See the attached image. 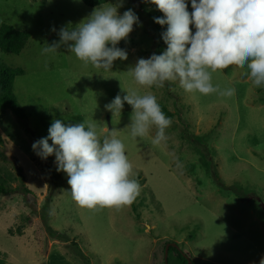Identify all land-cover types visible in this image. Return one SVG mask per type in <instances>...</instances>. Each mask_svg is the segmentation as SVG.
<instances>
[{"label":"rangeland","instance_id":"obj_1","mask_svg":"<svg viewBox=\"0 0 264 264\" xmlns=\"http://www.w3.org/2000/svg\"><path fill=\"white\" fill-rule=\"evenodd\" d=\"M186 3L191 13V0ZM96 7L82 0H0V25L30 33L19 54L0 52V63L23 70L13 92L25 115L20 119L6 110L0 119V182L14 189L0 193V261L164 264V243H170L191 264H259L264 256V86L252 84L246 66L212 73L213 86L235 88L231 97L187 93L178 81L150 89L136 84L129 67L166 50L157 48L147 16L157 8L147 0H123L118 9L120 15L133 9L142 27L133 26L131 41L119 47L128 59L114 61L111 71L84 66L64 47L57 54L42 53L45 43L59 42L52 27L58 32L69 21L75 26ZM191 30L194 34V26ZM129 90L151 91L172 114L166 143L152 144L154 127L143 138L129 135L127 103L120 116L104 109ZM54 119L95 120L102 137L120 130L132 178L141 185L133 204L98 211L76 204L67 175L56 170L55 155L41 160L32 150ZM206 169L216 171L219 185ZM172 262L178 264L175 256L166 264Z\"/></svg>","mask_w":264,"mask_h":264},{"label":"clouds","instance_id":"obj_2","mask_svg":"<svg viewBox=\"0 0 264 264\" xmlns=\"http://www.w3.org/2000/svg\"><path fill=\"white\" fill-rule=\"evenodd\" d=\"M51 2V0H49ZM163 13L154 17L161 27L166 50L149 58H138L127 73L142 88L164 87L165 82H177L187 93L221 97L235 95V88L213 86L212 73L230 66L246 68L247 78L256 87L264 86V0H191L192 12L186 0H147ZM123 0L105 3L75 26L62 25L57 32L59 42L45 43L44 54H57L61 47L72 53L84 66L111 71L114 61H126L127 51L118 47L127 42L133 26L142 24L133 9L124 11ZM194 26L193 34L191 27ZM123 91V90H122ZM125 92V91H124ZM116 97L104 109L120 116L124 104L131 106L129 135L148 136L156 129L153 145L166 143L172 120L167 117L157 97L151 91L129 90ZM100 122L83 121L65 124L54 119L48 135L32 144L41 160L55 155L57 172L68 177L70 194L84 209L98 211L131 205L140 195L141 185L133 176V165L126 155V146L119 138L120 130L112 128L106 136L98 132ZM51 141V145L49 144ZM259 264H264V256Z\"/></svg>","mask_w":264,"mask_h":264},{"label":"trees","instance_id":"obj_3","mask_svg":"<svg viewBox=\"0 0 264 264\" xmlns=\"http://www.w3.org/2000/svg\"><path fill=\"white\" fill-rule=\"evenodd\" d=\"M107 1L109 0H82V2L86 6H89V7L99 6L101 4H105ZM147 16L150 22L152 23L153 28L156 32V39L158 41V47H157L158 50H162V48H166L167 45L163 42V39H162L161 26L156 24L153 19L154 17H162L163 13L156 10L154 15H151L149 13ZM29 36H30V33L26 30H19L8 24H1L0 25V52L5 53V54H13V55L19 54L21 50L25 47L29 39ZM129 41L131 40L127 39V42ZM127 42L121 41L118 47H122V44L127 43ZM22 74H23L22 69L11 68L5 64L0 63V119L2 118L6 110H10L14 115H16L20 119L25 118V115L23 114L22 109L18 105L17 99L13 92L14 79L16 76H19ZM160 106L166 116L168 117L172 116V114L169 113L168 110L163 105L160 104ZM2 141L3 139L1 138V135H0V142ZM206 171L210 174L213 181L217 185H219L220 178L218 174L216 173V171L210 172V169H206ZM20 177L22 179V176ZM4 186H5L4 183L0 182V193L1 194L5 195V194H10L14 192V189H11V188L6 189ZM22 190L24 193L30 194V191L25 186L22 187ZM72 244L75 245V243H72ZM165 244L166 243H164V247H163V255H164ZM181 251H179L178 247L169 246L168 254H167L168 256L167 262L169 261L170 258H173L175 256L178 264H189L187 263L186 259L182 256ZM77 255L82 257V254L80 253V251L77 252ZM185 255L189 257L188 254H185ZM0 264H4V263L0 261ZM172 264L174 263L172 262Z\"/></svg>","mask_w":264,"mask_h":264},{"label":"water","instance_id":"obj_4","mask_svg":"<svg viewBox=\"0 0 264 264\" xmlns=\"http://www.w3.org/2000/svg\"><path fill=\"white\" fill-rule=\"evenodd\" d=\"M170 245H171L170 243L166 244L165 249H164V264H166V262H167L168 247ZM171 247H177V245L176 244H172ZM187 261L190 262L189 259ZM190 264H191V262H190Z\"/></svg>","mask_w":264,"mask_h":264}]
</instances>
